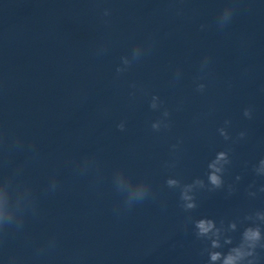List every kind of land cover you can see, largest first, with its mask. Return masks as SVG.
<instances>
[{
	"label": "clouds",
	"instance_id": "obj_1",
	"mask_svg": "<svg viewBox=\"0 0 264 264\" xmlns=\"http://www.w3.org/2000/svg\"><path fill=\"white\" fill-rule=\"evenodd\" d=\"M104 16L110 15L109 10L104 11ZM234 14V8L232 6H226L219 15L217 20L218 26L222 29L227 26ZM103 48L100 49L102 53ZM144 49L141 46H136L132 50V59L128 57H121L124 67H117V74L123 73L131 66L133 61L139 60L144 54ZM209 59L207 57L201 62V71L203 72L208 67ZM180 78V73L177 71L175 80ZM135 87V85H133ZM205 85L198 83L196 90L203 92ZM162 105L158 96H152L150 102V108L157 110ZM243 115L246 118H252V110L245 108ZM170 113L165 109L162 113V118L156 120L151 124V128L154 131L159 132L162 128H170V124L167 122V118ZM225 126L231 124L230 120L224 121ZM120 131L125 130L124 122L117 125ZM220 136L224 140H230L226 127L218 129ZM245 136L244 132L239 133V138ZM0 144H4L5 150L3 158L0 159V168H7L8 157L12 150L22 149L23 142L17 137L13 136L9 140L6 135L0 132ZM173 149L177 145L172 146ZM30 150H34V146H29ZM229 153L227 151H219L215 157L208 163L207 181L211 185L209 191L221 189L224 186L223 173L225 172V166L230 164ZM166 167H174V164H166ZM92 168H97L93 160L85 159L80 165H78V171L80 174H85ZM257 175H264V159L259 161V166L255 168ZM23 173V166H18L10 173L5 172L0 175V244H2L10 234L21 232L25 226L26 217L31 214L35 217L38 214L37 198L32 186L28 183L21 182L19 177ZM237 180L241 177L237 176ZM168 188H178L180 190L181 208L185 212H189L197 208L195 191L197 189H204L206 187L205 181L200 178L194 179L191 183L182 184L177 178L169 177L165 181ZM113 185L117 193L123 196L122 203L114 210L117 214L121 211H131L136 205L144 203L150 197H153L151 185L145 180H139L133 182L132 179L127 176L122 170H116L113 173ZM251 187V185H250ZM58 185L53 179L47 191L55 192ZM260 191L264 192V186L260 188ZM255 195V193H250ZM154 198V197H153ZM245 219L253 221L252 225L244 228L240 235L239 243L233 245V239L230 235H226V232H236L238 226L236 222L229 223L227 229L223 227V222L218 227L216 222L210 218H201L195 221H189L193 224L195 229V236L197 239H203L208 241V247L203 251L208 255L207 264H259L260 254L258 249H264V231L260 224H256L255 221L264 223V212H257L255 216H248ZM223 241V242H222ZM226 245H232L228 248L227 252L219 251L218 249L224 248ZM55 246V242L50 241L48 247ZM45 249L38 250V254H42ZM6 264H19L16 257H9Z\"/></svg>",
	"mask_w": 264,
	"mask_h": 264
}]
</instances>
